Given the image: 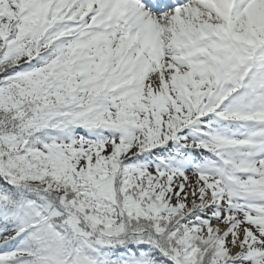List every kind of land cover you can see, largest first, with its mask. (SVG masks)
Returning <instances> with one entry per match:
<instances>
[{
    "label": "snow or ice",
    "instance_id": "6c2138e0",
    "mask_svg": "<svg viewBox=\"0 0 264 264\" xmlns=\"http://www.w3.org/2000/svg\"><path fill=\"white\" fill-rule=\"evenodd\" d=\"M0 264H264V0H0Z\"/></svg>",
    "mask_w": 264,
    "mask_h": 264
}]
</instances>
